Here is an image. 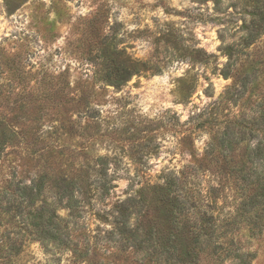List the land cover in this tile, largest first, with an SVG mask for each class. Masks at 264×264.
I'll use <instances>...</instances> for the list:
<instances>
[{"label": "rangeland", "instance_id": "rangeland-1", "mask_svg": "<svg viewBox=\"0 0 264 264\" xmlns=\"http://www.w3.org/2000/svg\"><path fill=\"white\" fill-rule=\"evenodd\" d=\"M260 10L264 0H0L3 96L25 85L32 90L40 79L59 73L71 86L91 82L94 65L87 52L95 50L102 33L148 67L120 87L97 83L90 89V111L79 118L89 136L79 139L77 148L108 168L113 186L105 196L95 193L78 220H69L77 248L26 239L22 252L12 250L6 264H159L114 228V205L145 184L162 182L167 173L177 175L189 163V152L201 157L208 151L209 127L200 122L231 83L222 73L228 60L224 47L239 48L236 66L253 60L256 81L264 85V27L252 44L242 43ZM197 51L215 57L207 62ZM187 82L193 87L181 99L180 86ZM219 178L200 173L204 199ZM224 193L226 212L236 200L226 185L217 206ZM57 212L67 218V209ZM250 248H258L250 264H264V241Z\"/></svg>", "mask_w": 264, "mask_h": 264}, {"label": "trees", "instance_id": "trees-1", "mask_svg": "<svg viewBox=\"0 0 264 264\" xmlns=\"http://www.w3.org/2000/svg\"><path fill=\"white\" fill-rule=\"evenodd\" d=\"M255 15L243 47L264 27V10ZM197 52L207 62L215 57ZM237 52L232 44L223 48L228 60L222 73L231 83L200 122L209 127L208 151L201 157L189 152L177 175L167 173L114 205V228L159 264H250L258 249L250 248L253 242L264 241V85L256 81L253 60L235 65ZM87 55L94 65L91 82L71 86L59 73L32 90L25 85L0 94V264L9 263L12 250L20 254L26 239L75 250L69 220H78L95 193L105 196L113 186L108 168L77 148L90 131L79 118L90 111L93 85L120 87L148 67L105 33ZM183 84L181 99L193 87ZM205 170L220 178L204 199L198 177ZM226 185L236 203L223 212L227 193L217 206L218 193Z\"/></svg>", "mask_w": 264, "mask_h": 264}]
</instances>
